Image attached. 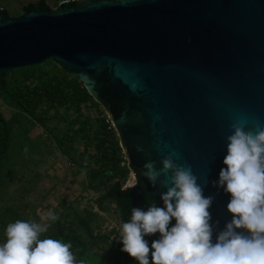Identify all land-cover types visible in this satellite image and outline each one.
<instances>
[{
	"label": "water",
	"instance_id": "obj_1",
	"mask_svg": "<svg viewBox=\"0 0 264 264\" xmlns=\"http://www.w3.org/2000/svg\"><path fill=\"white\" fill-rule=\"evenodd\" d=\"M21 11H0V75L50 61L102 105L135 180L123 191L112 181L105 195L121 224L133 207H163L166 189L151 185L144 164L160 169L175 153L215 197L222 228L230 196L211 182L225 167L229 125L264 126V0H84ZM158 238L145 237L149 246ZM121 248L112 246L110 264H138Z\"/></svg>",
	"mask_w": 264,
	"mask_h": 264
},
{
	"label": "trees",
	"instance_id": "obj_2",
	"mask_svg": "<svg viewBox=\"0 0 264 264\" xmlns=\"http://www.w3.org/2000/svg\"><path fill=\"white\" fill-rule=\"evenodd\" d=\"M37 3L49 9L44 1ZM0 97L7 99L3 106L11 110L6 119L0 113V244L6 242L9 223L38 221L36 209L42 205L38 198L43 201L56 186L44 183L39 174L46 169L38 173L40 168L36 166L35 171L33 157L40 163L53 153L61 158L59 182L67 180L65 172L74 180L77 178L81 188L74 200L81 192L89 191L95 195L96 210L88 205L78 211L74 200L56 199L49 211L59 219L49 222L50 227L41 238L70 243L76 264H88V253H100L111 263L115 259L112 246L121 245L118 232L122 224L117 204L105 195L112 181L118 184L116 190L123 191L129 170L102 105L91 99L76 77L65 74L50 61L0 75ZM39 178L42 186L38 192L40 186L35 183ZM14 182L16 191L8 195L7 189ZM31 194L38 204L30 203ZM100 213L114 217L116 224H110L117 227L108 230Z\"/></svg>",
	"mask_w": 264,
	"mask_h": 264
},
{
	"label": "clouds",
	"instance_id": "obj_3",
	"mask_svg": "<svg viewBox=\"0 0 264 264\" xmlns=\"http://www.w3.org/2000/svg\"><path fill=\"white\" fill-rule=\"evenodd\" d=\"M229 128L225 167L211 184L229 194L226 211L231 218L222 228L218 219L213 222L215 197L206 196L191 165L175 163L171 153L160 169L153 161L144 164L143 175L151 185L166 189L160 196L163 207L132 208L130 221L118 234L122 252L138 264H264V126L236 121ZM58 219L48 211L40 214V222L9 223L0 264H76L70 243L41 238L49 222ZM156 233L159 238L149 246L145 237Z\"/></svg>",
	"mask_w": 264,
	"mask_h": 264
},
{
	"label": "rangeland",
	"instance_id": "obj_4",
	"mask_svg": "<svg viewBox=\"0 0 264 264\" xmlns=\"http://www.w3.org/2000/svg\"><path fill=\"white\" fill-rule=\"evenodd\" d=\"M40 0H0V11H6V14L10 17H15L18 16L19 14L22 13L21 8L23 6H25L28 3H37ZM45 2V4L48 6L49 9L54 10L55 5H57L59 2L64 1V0H42ZM71 1H75V0H69ZM79 2H82L84 0H77ZM7 101L6 98H1L0 97V113L2 115L3 118H7L9 116V114L11 113V110L5 108L3 106V104ZM93 113V111L91 112ZM37 131H39V128L37 127ZM39 136H42V134H40ZM49 159L47 161H44V159H42L40 161V163L38 162V160H36L35 157H33V165L35 167V171H36V166H39L40 170L38 171V173H42L43 169L45 168L46 171L42 174H39L40 177L42 178V180H44V183H48V185L53 184L54 186H56L55 190L49 191V194L45 196V198L43 199V201L40 200V198H38L37 201L41 202V206L38 207V209H36V215L38 216V221L40 222V214L41 213H47L51 206H53L55 204L56 199L59 198H63V200L70 202L72 200H74V197H76L77 193H79L80 191V184L78 183L77 178H75V180L73 179V176L71 174H69V172H65L68 174L67 176V180L61 184L59 182V174L62 172V169L60 168V164H59V159L56 154H51L49 155ZM21 157H23V159L25 158L22 154ZM132 173L129 172L127 179L125 180V182L122 184L123 188L124 186H128L130 184L131 181V175ZM29 178H31L30 175H27ZM41 179H37V182L39 181V184L36 182L35 184L40 187H38L37 191L39 192L41 190V186L42 183L40 181ZM17 182V181H16ZM16 182H14V185H11L8 189H7V194L9 195L10 193H12L13 191H16V187L15 184ZM41 183V184H40ZM47 188V185H45ZM36 187V188H37ZM95 195H93L92 193H90L89 191H83L81 192V196L77 199H75L73 201V204L75 206V208L79 211L81 210V208L83 206H90V208H93L94 210H96L95 205L93 204V198ZM33 198V194H31L30 199ZM31 201V200H30ZM37 201L33 198L32 202H30L31 204H38ZM42 207V209H41ZM109 212V211H108ZM100 215L104 216L105 218V226L110 225V223H115L116 224V219L114 217H112L111 215L108 216L109 214H102L100 213ZM104 256L102 254H94V253H88L87 254V263L88 264H110L109 262H106L103 258Z\"/></svg>",
	"mask_w": 264,
	"mask_h": 264
},
{
	"label": "built area",
	"instance_id": "obj_5",
	"mask_svg": "<svg viewBox=\"0 0 264 264\" xmlns=\"http://www.w3.org/2000/svg\"><path fill=\"white\" fill-rule=\"evenodd\" d=\"M75 1H77V0H75ZM61 2H64V3H68V2H70L69 0H64V1H61ZM71 2H73V1H71ZM106 115V114H105ZM106 119L108 120V122H109V124H110V121H109V118L107 117V115H106ZM111 125V124H110ZM112 127V126H111ZM126 161V160H125ZM126 186H124L123 188H121V189H124ZM127 187H129V186H127ZM112 227H114V228H116L117 226L115 225V224H110V225H108L107 226V229L108 230H110V229H112ZM119 232H120V230H119ZM119 232H118V234H119Z\"/></svg>",
	"mask_w": 264,
	"mask_h": 264
},
{
	"label": "flooded vegetation",
	"instance_id": "obj_6",
	"mask_svg": "<svg viewBox=\"0 0 264 264\" xmlns=\"http://www.w3.org/2000/svg\"><path fill=\"white\" fill-rule=\"evenodd\" d=\"M134 182H135L134 177H131V181H130V184L128 186L131 187L134 184ZM126 188H129V187L126 186L125 189Z\"/></svg>",
	"mask_w": 264,
	"mask_h": 264
}]
</instances>
